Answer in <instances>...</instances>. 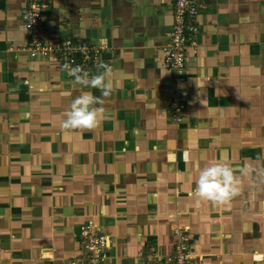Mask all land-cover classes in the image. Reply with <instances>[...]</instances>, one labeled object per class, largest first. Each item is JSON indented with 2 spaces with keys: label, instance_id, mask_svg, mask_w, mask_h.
Listing matches in <instances>:
<instances>
[{
  "label": "crops",
  "instance_id": "obj_1",
  "mask_svg": "<svg viewBox=\"0 0 264 264\" xmlns=\"http://www.w3.org/2000/svg\"><path fill=\"white\" fill-rule=\"evenodd\" d=\"M30 1L0 0V264L80 261L88 226L109 264L164 262L179 231L190 264H264V0H199L179 123L170 0H42L50 44L105 45L107 98L30 56ZM88 92L100 123L65 130ZM216 162L236 181L222 202L194 194Z\"/></svg>",
  "mask_w": 264,
  "mask_h": 264
},
{
  "label": "built area",
  "instance_id": "obj_2",
  "mask_svg": "<svg viewBox=\"0 0 264 264\" xmlns=\"http://www.w3.org/2000/svg\"><path fill=\"white\" fill-rule=\"evenodd\" d=\"M174 8L173 33L169 45L164 49L165 64L174 72L176 90L171 107L174 120L179 123L187 108L185 101V81L190 49L196 44L199 33L197 15L200 9L199 0H170ZM26 27L29 35L27 51L32 58L45 57L58 59L61 67L68 72L70 68L79 66L89 73V78L103 68L102 57L105 45H94L88 41L67 40L62 43L50 44L47 31L46 6L42 0H31L26 12ZM82 244L86 255L72 264H109L106 250L109 246L108 237L96 235L92 226L83 229ZM173 257L156 264H190V248L183 231L178 232V242ZM152 264V263H151Z\"/></svg>",
  "mask_w": 264,
  "mask_h": 264
},
{
  "label": "clouds",
  "instance_id": "obj_3",
  "mask_svg": "<svg viewBox=\"0 0 264 264\" xmlns=\"http://www.w3.org/2000/svg\"><path fill=\"white\" fill-rule=\"evenodd\" d=\"M68 74L84 87L99 89L105 98L111 96L113 92V84L106 79L107 70L104 74L89 78V73L77 66L70 68ZM101 103L100 98L90 92L76 98L70 110L65 113L66 119L62 127L65 130H72L97 126L104 109L96 105ZM235 184L232 170L222 162H216L200 172L194 194L204 200L222 202L237 194Z\"/></svg>",
  "mask_w": 264,
  "mask_h": 264
}]
</instances>
